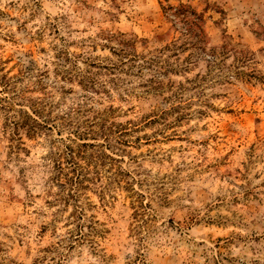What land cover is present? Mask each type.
I'll list each match as a JSON object with an SVG mask.
<instances>
[{
  "label": "rangeland",
  "instance_id": "1",
  "mask_svg": "<svg viewBox=\"0 0 264 264\" xmlns=\"http://www.w3.org/2000/svg\"><path fill=\"white\" fill-rule=\"evenodd\" d=\"M0 264H264V0H0Z\"/></svg>",
  "mask_w": 264,
  "mask_h": 264
}]
</instances>
